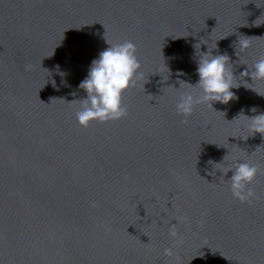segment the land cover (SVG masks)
<instances>
[{
    "label": "water",
    "instance_id": "95a60500",
    "mask_svg": "<svg viewBox=\"0 0 264 264\" xmlns=\"http://www.w3.org/2000/svg\"><path fill=\"white\" fill-rule=\"evenodd\" d=\"M201 40L251 84L240 74L264 57V0H0V264H264V136L243 116L264 97L241 86L178 115L180 94L200 92L177 80L197 83ZM126 41L142 73L127 116L81 127L69 102ZM237 162L258 168L251 202L221 177Z\"/></svg>",
    "mask_w": 264,
    "mask_h": 264
},
{
    "label": "clouds",
    "instance_id": "9594fccd",
    "mask_svg": "<svg viewBox=\"0 0 264 264\" xmlns=\"http://www.w3.org/2000/svg\"><path fill=\"white\" fill-rule=\"evenodd\" d=\"M249 40L250 38L247 37L239 40L238 51L240 53L246 52L250 47ZM216 42L212 49L209 48L208 42H202V40L194 45L195 49L199 45V50L202 44L207 46L206 52L200 51L201 56L197 63L196 73L199 79L195 85L178 79L179 88L176 89L179 91L181 84H185L192 88H199L200 92L198 96H194L190 91L180 94L176 104L178 115L185 118L191 116L195 106L198 104H207L212 109L213 102L226 105L230 101L238 99L232 89H238L241 86L254 91L258 96L264 97V91L247 86L257 81L264 82V57L258 59L251 69L246 65L247 71L240 74V77H249L252 83L249 84L244 79L237 86L233 84L236 77L233 75V67L228 55L212 54L213 50L217 48ZM30 67V65L26 66V70H29ZM164 67L168 72L170 71L165 64ZM140 68L141 66L136 57L135 45L130 41L109 45V47L101 51L98 57L91 61L87 76L78 85V88L86 93V97L78 101L69 102H78L80 105L79 110L76 112L77 123L81 127H88L91 122L107 123L125 118L127 110L123 107L122 98L129 87L134 86L137 80L142 79ZM57 71H59V66H57ZM59 74L62 77L65 75L63 72H59ZM182 75L184 73L177 72L178 77ZM61 83L64 84L65 81L62 80ZM52 84L54 88L57 87L54 80ZM249 111L257 113L258 110L256 107H252ZM243 116L250 121V128L253 133L264 136V112L251 117ZM182 123L187 124L188 120L185 119ZM209 162L215 165L222 163ZM229 171L233 173L230 179L233 197L241 203L251 202L256 199V193L246 186L253 183L258 173V168L247 162H237L232 168L220 172L221 177H224ZM169 235L174 239L178 236L175 224L170 225ZM164 254L172 256L174 253L172 249L168 248L165 249Z\"/></svg>",
    "mask_w": 264,
    "mask_h": 264
}]
</instances>
